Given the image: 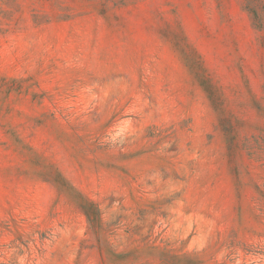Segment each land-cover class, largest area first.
Segmentation results:
<instances>
[{
	"label": "rangeland",
	"instance_id": "rangeland-1",
	"mask_svg": "<svg viewBox=\"0 0 264 264\" xmlns=\"http://www.w3.org/2000/svg\"><path fill=\"white\" fill-rule=\"evenodd\" d=\"M0 264H264V0H0Z\"/></svg>",
	"mask_w": 264,
	"mask_h": 264
}]
</instances>
